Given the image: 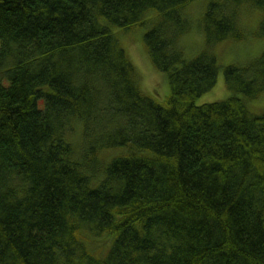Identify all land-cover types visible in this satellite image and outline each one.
Segmentation results:
<instances>
[{
  "label": "trees",
  "instance_id": "1",
  "mask_svg": "<svg viewBox=\"0 0 264 264\" xmlns=\"http://www.w3.org/2000/svg\"><path fill=\"white\" fill-rule=\"evenodd\" d=\"M194 1L0 0V264H264V109L246 106L264 50L224 67L227 99L194 103L245 8L264 38V0H201L187 60ZM143 24L163 103L115 31Z\"/></svg>",
  "mask_w": 264,
  "mask_h": 264
},
{
  "label": "rangeland",
  "instance_id": "2",
  "mask_svg": "<svg viewBox=\"0 0 264 264\" xmlns=\"http://www.w3.org/2000/svg\"><path fill=\"white\" fill-rule=\"evenodd\" d=\"M203 6L202 1L197 0L187 6L188 17L191 24L187 34L183 36L185 58L196 57L204 47L205 40L198 28V19ZM150 13L149 15H154ZM261 14L256 9L245 8L241 13L238 23L243 36L239 40H226L215 44L210 51L215 55L219 66L217 80L214 87L198 97L196 105L210 102L223 101L229 97V92L224 86L223 69L230 64H244L257 57L264 50V38L256 34ZM146 26L139 25L128 30L115 29L118 41L125 51L129 61L134 67L135 77L139 90L146 96L163 103L169 94L168 83L164 73L155 69L147 54L143 43V34ZM113 30V32L115 33ZM246 106L252 114H259L264 109V94L255 99L247 100ZM87 247L95 255L102 256L107 250V242L101 237H87L84 240Z\"/></svg>",
  "mask_w": 264,
  "mask_h": 264
}]
</instances>
